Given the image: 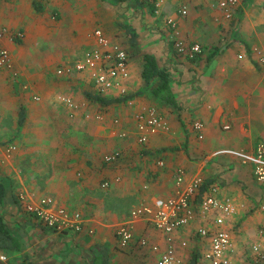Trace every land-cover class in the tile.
Listing matches in <instances>:
<instances>
[{"label":"crops","instance_id":"crops-1","mask_svg":"<svg viewBox=\"0 0 264 264\" xmlns=\"http://www.w3.org/2000/svg\"><path fill=\"white\" fill-rule=\"evenodd\" d=\"M253 5L264 11V0H239L226 18L219 0H0V27L23 34L2 40L13 58V73L22 79L16 83L0 68L6 72L0 76V145L15 146L10 157L0 150V180L6 187L0 212L33 260L156 264L168 245L166 234L144 219L136 220L133 239L121 248L116 228L135 207L154 206L157 199L173 196L181 168L185 181L200 176L202 189L191 199L193 220L170 235L178 259L189 264L197 255L196 264H207L210 239L197 231L216 229L219 212L202 215L198 206L203 195L214 194L229 198L234 206L222 226L234 245L232 264H264L250 250L264 241L259 233L264 192L255 186L250 159L256 145L264 142V65L259 58L264 56V13H248L246 8ZM169 18L183 40L200 44L199 55L188 58L173 50ZM120 22L130 24L137 35V45L130 46L136 51L127 50L130 92L140 87L142 57L150 53L169 71L173 106L136 95L133 108L125 102L101 107L85 99L91 82L83 74L55 75L93 44L89 34L94 28L129 47ZM59 94L85 105L69 116L56 99ZM140 105L155 106L168 125L144 144L137 141L133 114ZM19 106L25 112L22 126L17 124ZM195 120L203 123L202 138L192 128ZM114 151L119 157L105 162L103 156ZM104 182L108 184L103 187ZM19 192L28 201L48 197L53 206L80 212L82 230L59 232L38 225Z\"/></svg>","mask_w":264,"mask_h":264},{"label":"built area","instance_id":"built-area-1","mask_svg":"<svg viewBox=\"0 0 264 264\" xmlns=\"http://www.w3.org/2000/svg\"><path fill=\"white\" fill-rule=\"evenodd\" d=\"M161 1V0H159ZM239 0H219V7L223 10L226 18L231 15L230 9L237 5ZM182 14L186 13L185 8L180 10ZM167 23L171 30V39L173 48L184 54L188 58H194L202 51L199 43L186 42L180 37L176 22L169 18ZM22 32H9L6 27H0V68L12 71L13 58L9 50L2 44V40L8 38H22ZM89 37L93 39V44L89 46L82 56L72 64L59 67L55 70V75L59 77L70 76L74 72L83 74L93 85L94 89L100 94H115L116 96L127 93V82L130 78L129 59L125 47L107 37L99 28H94ZM39 100L38 96L33 97ZM56 99L64 104L68 109L69 116L81 109L85 103H78L68 95L59 94ZM125 104L133 108L134 101L129 99ZM135 127L138 133L137 141L144 144L148 136L168 128L167 122L158 109L153 105H140L134 111ZM86 117H89L86 115ZM99 117V116H97ZM118 122V120H115ZM228 128V125L224 126ZM192 128L198 138H202L203 123L195 120ZM123 133H121L122 135ZM0 150L6 157L14 152L13 144H2ZM119 157V152L105 154V162H113ZM252 171L256 181L264 189V142L256 145L254 154L251 156ZM161 163V161H159ZM201 177L192 176L185 181V175L181 168L177 169L175 177V193L173 196L165 199H157L154 206L141 205L132 209L126 221L116 228V236L119 247H126L133 239V223L136 220L144 219L149 225L156 230L166 234L168 245L159 255L156 264H183L176 256L174 244L170 235L178 228L188 224L193 220L195 209L191 205V199L198 192L201 184ZM108 183H102L106 186ZM215 191L214 188L211 189ZM19 198L24 204V209L33 214L44 225L55 229L56 231L80 232L84 218L78 211H71L63 206H53L51 198H41L36 202L28 201L23 192H19ZM218 211L219 214L214 218L216 229L211 230L205 227L198 228L200 236L210 239V248L205 253L207 264H232L230 254L234 251V245L230 233L222 228L225 217H229L234 212L233 203L229 198L220 199L216 195H203L200 199L198 212L206 215L211 211ZM260 236L264 238V225L259 231ZM140 245H146L144 238L139 240ZM185 246V242H181ZM154 251L158 250L153 246ZM252 254L257 258L264 260V241L257 243L250 248ZM7 256L0 253V261L6 260Z\"/></svg>","mask_w":264,"mask_h":264},{"label":"trees","instance_id":"trees-1","mask_svg":"<svg viewBox=\"0 0 264 264\" xmlns=\"http://www.w3.org/2000/svg\"><path fill=\"white\" fill-rule=\"evenodd\" d=\"M110 3H122L127 0H103ZM138 1V0H133ZM153 11V9H152ZM120 27L129 36L128 42L131 47H135L136 44V33L132 30L130 24L120 22ZM127 51V50H126ZM143 65L140 73L141 85L135 92H128L119 96L109 97L97 92L93 85H90L89 89L84 90L85 99L90 102L97 104L101 107L108 106L114 103H124L129 99H133L136 95H146L151 98H155L165 105L173 106L175 104L172 93L169 90L170 76L169 71L165 67L159 66L156 57L153 54L145 53L143 55ZM25 120V112L22 106L18 108V126H22ZM204 186V185H203ZM202 189V185L199 190ZM6 193V187L0 180V209L4 204V196ZM200 197V196H199ZM18 201V199H16ZM19 205V203H18ZM31 214V213H30ZM33 215V214H31ZM34 216V215H33ZM38 225L47 227L51 230L52 228L44 225L35 216ZM0 252L4 253L9 257L8 264H41L31 258V254L24 250V246L20 239L14 234L13 230L7 224L3 214L0 212ZM20 254V255H19ZM16 257H20L14 259ZM197 255H193L189 261V264H196Z\"/></svg>","mask_w":264,"mask_h":264},{"label":"rangeland","instance_id":"rangeland-1","mask_svg":"<svg viewBox=\"0 0 264 264\" xmlns=\"http://www.w3.org/2000/svg\"><path fill=\"white\" fill-rule=\"evenodd\" d=\"M246 10H247V12L248 13H252L251 15H255V14H257V13H264V11L260 8V9H256L255 8V5H253V6H248L247 8H246ZM118 40V39H117ZM169 40L171 41V43H172V39H171V36L169 35ZM118 42H120V41H118ZM127 42V41H126ZM124 47H125V45H124V43L123 42H120ZM173 45V44H172ZM173 47V46H172ZM125 49L126 50H128V52H129V54L130 53H133V51H136L135 49H133V48H130V45H129V47H125ZM173 50L177 53V54H180V55H184V54H182V53H179V52H177L174 48H173ZM255 51H257V52H259V50H257V49H255ZM185 56V55H184ZM41 58H43V56H40ZM260 60H261V62H262V65H264V56L263 55H261L260 57ZM24 62V61H23ZM27 66V65H26ZM2 72V70L0 71V76L1 77H4L6 74V72H3V73H1ZM8 72H10V75H8L7 77H10L11 78V80H13L14 82H19V79L21 78L22 79V77L19 75V73H17V72H15V73H13V71H8ZM5 74V75H4ZM20 79V80H21ZM127 93L128 92H130V89L128 88L127 89V91H126ZM9 105V104H8ZM11 105V104H10ZM1 128H3V126L1 125L0 126V130H1ZM74 137V136H73ZM75 138V137H74ZM74 141H77V139H73ZM251 174H252V172H251ZM253 175V174H252ZM253 178H254V180H255V182L258 184V186L257 185H255L256 186V188H257V190L259 191V190H261V193L262 192H264V189L260 186V184L256 181V179H255V177H254V175H253ZM252 185V184H251ZM61 234V233H60ZM29 253H31V252H29ZM32 255H34L33 253H32Z\"/></svg>","mask_w":264,"mask_h":264}]
</instances>
